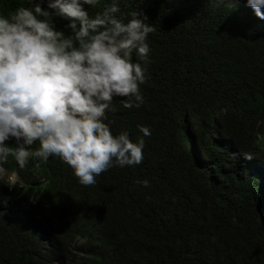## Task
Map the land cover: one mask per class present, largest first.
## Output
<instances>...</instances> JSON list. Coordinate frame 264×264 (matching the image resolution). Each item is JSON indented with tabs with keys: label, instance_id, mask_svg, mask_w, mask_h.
Returning <instances> with one entry per match:
<instances>
[{
	"label": "trees",
	"instance_id": "trees-1",
	"mask_svg": "<svg viewBox=\"0 0 264 264\" xmlns=\"http://www.w3.org/2000/svg\"><path fill=\"white\" fill-rule=\"evenodd\" d=\"M113 2L84 8L95 16ZM115 2L125 22L136 11L155 29L144 103L114 97L108 113L114 135L136 142L140 125L151 129L144 159L84 186L59 157L30 158L23 189L0 185V264H264V156L249 155L264 135V20L247 0ZM21 5L0 0V12Z\"/></svg>",
	"mask_w": 264,
	"mask_h": 264
},
{
	"label": "clouds",
	"instance_id": "clouds-1",
	"mask_svg": "<svg viewBox=\"0 0 264 264\" xmlns=\"http://www.w3.org/2000/svg\"><path fill=\"white\" fill-rule=\"evenodd\" d=\"M99 2L48 0L45 9L28 0L29 6L0 12V185L10 195L26 186L21 175L32 157L37 167L59 157L84 186L95 185L112 167L135 166L144 159V137L151 136V129L140 125L143 135L136 142L127 131L114 135L108 113L117 111L114 97H125L120 102L128 109L144 103L148 37L155 29L136 11L125 22L115 0L90 16L84 5ZM247 5L264 20V0H247ZM54 17L68 21L70 35L57 29ZM215 126L219 143L222 131L219 123ZM13 138L17 146L10 149ZM192 155L203 164L202 153ZM249 155L264 156V135ZM9 158L15 169L3 166ZM135 183L150 185L147 179Z\"/></svg>",
	"mask_w": 264,
	"mask_h": 264
}]
</instances>
